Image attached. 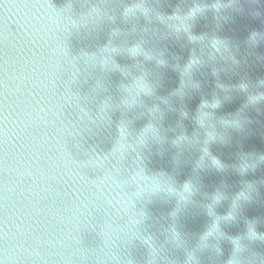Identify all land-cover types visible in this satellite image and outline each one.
Wrapping results in <instances>:
<instances>
[{
    "label": "water",
    "instance_id": "water-1",
    "mask_svg": "<svg viewBox=\"0 0 264 264\" xmlns=\"http://www.w3.org/2000/svg\"><path fill=\"white\" fill-rule=\"evenodd\" d=\"M0 264H264V0H0Z\"/></svg>",
    "mask_w": 264,
    "mask_h": 264
}]
</instances>
